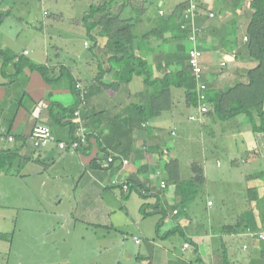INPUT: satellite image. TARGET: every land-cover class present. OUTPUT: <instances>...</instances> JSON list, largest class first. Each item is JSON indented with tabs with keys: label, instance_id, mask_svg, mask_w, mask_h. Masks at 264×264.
I'll list each match as a JSON object with an SVG mask.
<instances>
[{
	"label": "crops",
	"instance_id": "crops-1",
	"mask_svg": "<svg viewBox=\"0 0 264 264\" xmlns=\"http://www.w3.org/2000/svg\"><path fill=\"white\" fill-rule=\"evenodd\" d=\"M185 2L0 0V131L13 136L0 142V264H264V238L246 234H264V140L249 128V138L235 126L224 127L225 134L209 104L200 114L182 88L161 89L164 74L184 66L191 46L178 27L176 8ZM243 4L200 1L195 24L208 98L256 65L231 57L245 45ZM76 83L85 89L84 105ZM77 109L86 144L60 149L56 142L73 138ZM36 122L47 124L55 141L34 147ZM230 132L238 143L228 142ZM190 147L194 153L185 154ZM105 152L128 162L110 164ZM193 164L201 167L202 184L191 182ZM113 178L126 181L129 192L112 186ZM232 188L237 194L226 197ZM204 194L206 222L193 217ZM117 211L138 232L130 249L128 240L117 241L116 232L126 230Z\"/></svg>",
	"mask_w": 264,
	"mask_h": 264
},
{
	"label": "trees",
	"instance_id": "trees-1",
	"mask_svg": "<svg viewBox=\"0 0 264 264\" xmlns=\"http://www.w3.org/2000/svg\"><path fill=\"white\" fill-rule=\"evenodd\" d=\"M183 6L184 5L179 8L177 7L176 9L181 10ZM243 11L248 15V22L245 29L247 40L245 41L244 54L247 59L256 61V65L239 71V75H241L242 78L237 79L230 86L223 89L217 97H207V103L211 106L212 112L214 113L213 115L216 116V119L224 121L238 114H243L248 120V124L250 125L249 129L255 133L261 132L264 135V0H244ZM113 20V16L109 18L106 17L103 19V24L109 21L112 23ZM126 27L129 26L126 25ZM117 42L116 44H118ZM131 57L134 63L137 56L132 54ZM187 57L188 51L186 54V63L179 71H175L174 75H172L171 72H166L164 74L162 77L163 85L161 89L165 92L171 85L182 88L185 92L187 102L197 107L198 102L195 93V82L188 67ZM35 67L37 69H42L41 66ZM145 74V80H147L150 77L147 70ZM208 93L210 94V91ZM78 101L80 105V100L78 99ZM84 104L85 103H83V105ZM76 125L77 121L74 123V130ZM192 171L195 176L191 179V182L194 185L202 184L203 177L201 167L198 164H193ZM142 207H144V205H142ZM225 229L230 231L234 228L228 226Z\"/></svg>",
	"mask_w": 264,
	"mask_h": 264
},
{
	"label": "built area",
	"instance_id": "built-area-1",
	"mask_svg": "<svg viewBox=\"0 0 264 264\" xmlns=\"http://www.w3.org/2000/svg\"><path fill=\"white\" fill-rule=\"evenodd\" d=\"M200 0H186L184 3V6L180 10V20L178 23V27L181 31L185 32L186 39L190 42V48L188 49V67L192 73L194 82H195V93L197 97V109L200 114H204L208 110V103H207V96H206V90H207V83L203 77V68L201 65V58H202V51L197 46L198 37L201 34L202 29L195 24V18L198 13ZM160 14L163 12L160 10ZM208 15L210 17L213 16L212 12H209ZM243 40H247V35L243 36ZM27 53V51H25ZM232 58H236V54L233 52L231 54ZM227 64L226 60H221L219 65L221 68L225 67ZM76 90L79 92V100L80 105L84 103V93L85 89L82 87L80 83L75 84ZM73 115L77 118V125L74 130V137L71 141L63 142L58 141L56 142L58 148L60 149H70L72 151H75L82 147L84 144H86L87 141V132L84 125V119L80 116L79 109L75 110L73 112ZM189 118L191 120H195V115H190ZM30 138L32 141V144L34 147H39L42 145H45L49 141H55L54 136L52 135L50 127L42 122H36L32 126V130L30 133ZM13 136L10 135L8 132L0 131V142L1 141H12ZM106 156L105 159L108 163L112 164L115 163V161H119L122 165L127 164L126 159L117 158L116 155H113L112 153L105 152ZM110 184L112 186H119L121 191L126 193L129 191L130 187L126 181H118L115 178L111 179ZM166 186L165 182H160V187L164 188ZM144 193V191H142ZM210 204V202H208ZM176 212V210L174 211ZM246 234L252 238L257 237L259 239L264 238V234L262 232H256L253 230H250L247 228ZM136 242H139L140 239L138 237L134 238ZM187 242L184 244V247H187ZM246 247L245 245L243 246Z\"/></svg>",
	"mask_w": 264,
	"mask_h": 264
},
{
	"label": "rangeland",
	"instance_id": "rangeland-1",
	"mask_svg": "<svg viewBox=\"0 0 264 264\" xmlns=\"http://www.w3.org/2000/svg\"><path fill=\"white\" fill-rule=\"evenodd\" d=\"M201 1V0H200ZM155 7V6H154ZM144 10H148V7L147 6H145L144 8H143ZM149 9H151V8H149ZM182 9V8H181ZM149 11H151V10H149ZM149 11H145L146 13H149ZM140 14V13H139ZM244 47H245V45L240 49H238V53L240 54V52L241 53H244ZM238 53H236V55H237V57H239L238 55ZM240 56L241 57H244V58H246V55L245 54H240ZM249 60V59H248ZM264 105V104H263ZM208 110H209V106H208ZM207 110V111H208ZM188 119L189 120H191L189 117H188ZM244 120V123H242V124H240V120H237L236 118H230V119H228V121L227 120H224V121H220V124H221V126L223 127V131H224V133L225 134H227L228 133V131L226 132L225 131V129H224V127H228V128H230V127H239V130H240V134L242 135V132L244 133L243 135H245V137L247 138H249L250 137V135H248L247 136V132H246V129L247 128H249L250 127V125L248 124V123H246L247 121L245 120V119H243ZM227 121V122H226ZM191 124H195V122L194 123H191ZM252 131V130H251ZM186 133V130L185 129H183V131L180 133V135L181 134H183V133ZM258 134L256 135L253 131H252V134H254L253 136H254V138H256V136H258V137H260L262 140H264V135H263V133H261V132H257ZM186 135H187V133H186ZM227 137H228V142L230 143V144H235V143H238L239 142V139L241 138V137H239V135L238 136H234V135H232V132H230L228 135H227ZM244 137V136H243ZM200 138H201V142L202 143H205L206 142V139H204V137L202 136H200ZM179 141H181V144H185V146H187V142H185V141H187V138L186 137H180L179 138ZM192 152V153H191ZM193 154L194 153V150L193 149H191V147L189 148V150L188 151H186L185 152V154ZM220 162H221V164H222V167H229V160H228V157L227 156H224V154H220ZM240 166H241V163H240ZM159 187H160V185H159ZM138 192H140V190H137ZM231 191H232V193L234 194V195H236L237 193H236V189L235 188H232V189H229L226 193H225V195H226V197H228L227 196V194H228V192H229V195L231 196ZM129 192V191H128ZM128 192H126V193H128ZM124 193V192H123ZM135 193H137L136 192V190H132V194H135ZM138 194V196L141 198V196L139 195V193H137ZM125 195V194H124ZM117 196L119 197V199H121V200H123L124 202H125V200L128 198V196H120V195H118L117 194ZM206 198H207V196H206V194H204V195H198L197 196V198H196V200L194 201V206L195 207H197V212H196V214L193 216V217H195L198 221H202V222H206V219H207V214H208V209H207V206H206ZM173 204V203H172ZM132 210H135V208L133 207V209ZM115 220H116V222H118V224H122V223H125L126 222V230H124V229H120V231H117L116 232V238H117V241H119L120 243L122 242V241H120V240H122V239H126V240H128V241H126L125 243L127 244V246H128V248L130 249L131 247H133L134 246V243H133V241H132V237H133V235H135L136 233H138L137 231H135L134 230V226L131 224V222L129 221L130 219H128V218H126L125 217V215H124V213L122 212V213H119L118 211H117V215H116V217H115ZM124 221V222H123ZM85 227H86V225H85ZM90 228V227H89ZM84 234H85V241H92V239H93V236L92 235H89V233H87V230L84 228ZM137 237V236H136ZM91 243H89V245H90ZM123 244V243H122ZM193 248V247H192ZM121 248H118V242H117V252H118V250H120Z\"/></svg>",
	"mask_w": 264,
	"mask_h": 264
}]
</instances>
